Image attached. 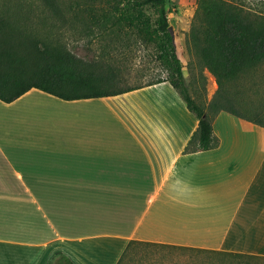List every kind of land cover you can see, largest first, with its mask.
<instances>
[{
	"label": "crops",
	"instance_id": "obj_1",
	"mask_svg": "<svg viewBox=\"0 0 264 264\" xmlns=\"http://www.w3.org/2000/svg\"><path fill=\"white\" fill-rule=\"evenodd\" d=\"M166 90L184 120L168 114ZM198 127L169 82L0 100V164H11L0 168V264H50L59 253L117 264L131 240L264 257V150H253L264 128L222 111L220 144L185 152ZM41 191L57 192L54 210Z\"/></svg>",
	"mask_w": 264,
	"mask_h": 264
},
{
	"label": "trees",
	"instance_id": "obj_2",
	"mask_svg": "<svg viewBox=\"0 0 264 264\" xmlns=\"http://www.w3.org/2000/svg\"><path fill=\"white\" fill-rule=\"evenodd\" d=\"M197 2L190 49L219 84L208 106L193 96L185 78L169 29V0H0V100L12 103L32 89L68 101L103 98L169 82L199 120L185 152L220 144L213 122L222 111L264 128V79L252 78L254 70L264 64V1ZM66 31L112 40L135 37L152 47L167 74L147 85L117 89L115 68L80 57L64 42ZM137 243L129 242L117 264H124ZM50 264L74 263L59 253Z\"/></svg>",
	"mask_w": 264,
	"mask_h": 264
},
{
	"label": "rangeland",
	"instance_id": "obj_3",
	"mask_svg": "<svg viewBox=\"0 0 264 264\" xmlns=\"http://www.w3.org/2000/svg\"><path fill=\"white\" fill-rule=\"evenodd\" d=\"M248 1L254 2V0ZM169 8L171 10L169 20L174 28L175 42L179 57L184 65L185 78L193 96L198 99L199 103L208 106L218 92L219 84L216 77L202 66L200 58L190 49L189 38L197 14L198 2L197 0H169ZM78 24L81 25V23ZM95 36L87 35L84 32L72 34V32L66 31L64 42L80 57L90 62L111 64L119 78L117 89L147 85L151 81L166 76L167 73L156 61L151 46L135 37L124 35H122V39L115 40L111 38L101 39ZM252 76L255 81L264 79V64L254 70ZM244 86L245 90L248 91L247 85ZM261 90L264 93V86ZM155 93H158V90ZM166 93L173 102V106L168 107V114L170 116L173 114L174 121L176 119L184 120L185 112L179 106L176 97L169 90H166ZM189 120L191 121L190 118ZM255 129L257 128L255 127ZM261 132L262 134H260ZM261 132L254 131L253 150L255 151L264 150V130ZM248 150L250 149L248 148ZM4 167H11L10 162L5 161L0 164V168ZM29 167L34 168L31 165ZM35 175L37 174L34 173L33 178H38ZM42 175L43 178L45 174ZM34 194L41 198L47 209L54 210L57 205V192L41 191L34 192ZM125 226L131 227L132 225ZM136 241L138 243L129 251L124 264H243L246 261H251V264H264V258L250 260L247 257H233L209 249Z\"/></svg>",
	"mask_w": 264,
	"mask_h": 264
},
{
	"label": "water",
	"instance_id": "obj_4",
	"mask_svg": "<svg viewBox=\"0 0 264 264\" xmlns=\"http://www.w3.org/2000/svg\"><path fill=\"white\" fill-rule=\"evenodd\" d=\"M169 29H170V31H171V33H172V35H173L174 39H175V36H174V28H173V26H172V25H170Z\"/></svg>",
	"mask_w": 264,
	"mask_h": 264
}]
</instances>
